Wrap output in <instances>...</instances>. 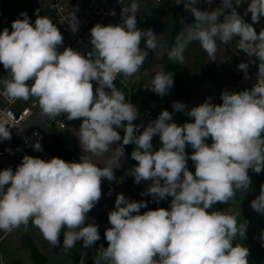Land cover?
Masks as SVG:
<instances>
[{
	"label": "clouds",
	"instance_id": "clouds-1",
	"mask_svg": "<svg viewBox=\"0 0 264 264\" xmlns=\"http://www.w3.org/2000/svg\"><path fill=\"white\" fill-rule=\"evenodd\" d=\"M205 2L211 5L213 0ZM242 2L247 4L243 15L237 11ZM173 3L183 5L194 22L176 37L169 60L184 63L186 46L197 41L209 61H216L218 42L229 45L235 40L234 51L259 61L256 83L239 92L222 91L219 105L211 97L190 109L174 101L173 111L184 112L193 122L178 125L173 113L163 110L139 134L141 126L133 123L138 109L114 83L118 75L131 77L140 71L148 50L158 47L152 29L137 27L136 0L123 5L121 23H96L90 29L87 54L71 47L59 51L61 31L39 15V9L34 24L21 12L23 18L12 22L11 31H0V64L8 72L0 80L4 94L11 102L35 98L41 114L52 119L64 114L69 121L80 119L76 136L83 154H90L79 162L24 155L15 171L0 170V231L10 233L31 221L53 247L60 244L61 233L65 250L81 241L84 248L93 247L101 237L97 224L86 223L87 214L102 197V178L116 179L115 166L124 157V146L134 144L131 158L137 164L131 176L136 184L151 181L141 195L151 196L157 204L171 197L170 206L141 214L147 208L144 200L117 194L108 213L111 227L104 232L108 246L97 249L94 264H249V249L234 243L246 238L247 223L212 209L217 203L227 204L238 191L249 190V169L264 171V29L257 33L254 28L264 18V0H221V6L212 10L197 7L200 0ZM249 13L251 23L244 18ZM108 14L116 15L114 10ZM79 23L72 12L68 27L73 33ZM237 68L249 78L248 62ZM173 84V74L157 72L146 88L163 96ZM7 126L0 122V139L11 138ZM117 129L123 130V137ZM155 136L161 144L158 150H153ZM113 145V155L103 167L90 158ZM187 146L194 150L190 156ZM33 147L43 150L39 140ZM250 206L264 215V184ZM260 239L264 241V230Z\"/></svg>",
	"mask_w": 264,
	"mask_h": 264
},
{
	"label": "rangeland",
	"instance_id": "rangeland-1",
	"mask_svg": "<svg viewBox=\"0 0 264 264\" xmlns=\"http://www.w3.org/2000/svg\"><path fill=\"white\" fill-rule=\"evenodd\" d=\"M245 10L246 3H243ZM141 8L143 9L139 14L141 23L137 26L141 30L152 29L157 34L158 47L154 50H148V56L151 58V65L145 71H138L131 77H125L121 74L122 82L116 83L118 90L125 93L126 100L138 109L137 121H142L147 125L158 117L162 112V101L154 100L157 94L151 92L146 88V84H150L151 79L157 72L166 71L163 55L166 53L167 46L170 40V34L174 27L173 12L174 3L173 0H165L161 4H155L153 1L141 2ZM21 12H26L31 18L32 7L29 0H0V31L4 28H8L11 31L12 22L19 17ZM23 18V17H19ZM249 23H251V14L246 17ZM194 22V18L191 16L189 24ZM264 22V18L261 19L259 24ZM255 24L254 28L258 32V25ZM231 47H225L218 42V51L216 53V61H209L207 53L202 49L199 42L194 41L186 46L184 51L185 61L182 63L183 67L187 69L190 75L186 92L192 98L184 103L188 109L203 103L207 98H212V103L217 104L221 102L220 93L224 90L239 92L244 89H251L256 80L252 74L248 71L249 78L245 79L243 71L237 68V65L242 62L244 52L234 51L236 41L234 40ZM141 47L145 45L143 41ZM147 50V49H146ZM169 74V73H168ZM124 78H130V81L123 82ZM94 89L96 87L93 86ZM107 90V89H106ZM38 118L33 119L32 124L34 127L41 128L42 120H49L51 118L41 114L40 107L38 109ZM174 122H193V118L185 115L184 112H177ZM81 120H71L68 129L64 131V135L68 138L77 151L72 160L79 162L82 155H88L84 153L80 146L79 140L76 136L79 130ZM122 142V141H121ZM207 143L211 144L212 141L209 138ZM153 150H158L161 146L159 136L153 137L152 140ZM134 148L135 145L133 144ZM47 150L55 154L57 148L56 145L49 140L45 146ZM115 145L110 146L108 152L101 156H91L90 158L98 166L103 167L108 159L112 157V151L115 149ZM194 150L190 147H186V153L190 156ZM137 164H132L126 161V157H122L115 169L116 179L111 181L117 190L120 192L127 189L128 183L132 179L131 169ZM188 168L194 173L195 166L191 159L187 162ZM260 173L264 174V171ZM258 173L249 169V176L251 178V185L249 190L238 191L234 198L227 204L217 203L212 211H223L226 214L236 215L238 223L246 222L249 224L250 234L261 233L264 230V215L255 212L250 204L251 201L259 195L260 187L264 184V176L262 175L257 180L254 179ZM105 184V183H104ZM145 184V189H147ZM102 197L96 204L94 210L87 214L88 220L86 223H95L98 225L100 233V240L96 241L93 247L84 248L81 242H77V245L65 250L63 248V233L60 235V244L53 247L42 236L39 229L32 225L31 221L28 226H21L18 230L9 233L0 245V262L3 264H80L77 260L84 261V264H94L97 249L103 245L105 248L108 246V242L104 237V232L107 229L100 220L98 214H104L108 216L109 211L114 209L115 199H107L104 197L103 184H101ZM146 191V190H145ZM152 198L151 196H144V201ZM102 201V203L100 202ZM170 202L167 204L170 206ZM106 205V207H105ZM76 256V257H75Z\"/></svg>",
	"mask_w": 264,
	"mask_h": 264
},
{
	"label": "built area",
	"instance_id": "built-area-1",
	"mask_svg": "<svg viewBox=\"0 0 264 264\" xmlns=\"http://www.w3.org/2000/svg\"><path fill=\"white\" fill-rule=\"evenodd\" d=\"M146 1H153L155 4H161L165 0H136L140 5L137 18H140L139 14L143 10L141 8V2ZM29 2L32 7L30 21L33 24L36 19V10L39 9V15L49 18L60 29L63 36V45L59 48V51H63L65 47H71L81 51L83 54H87V52L91 50L90 29L96 23L104 25L121 23V9L123 5L130 4L132 0H29ZM220 6L221 0H213L211 5L206 3L205 0H200V3L197 5L201 10H212ZM113 10L116 15H109L108 13ZM237 11L241 15L244 14L245 6L243 2L238 6ZM72 12H75L80 22L79 29L75 33L68 27L70 14ZM187 12L192 16L189 11ZM247 16L244 17L246 22H248L246 19ZM262 29H264V22L258 25V30L261 31ZM259 31L257 33H259ZM224 46L228 48L231 47L230 44ZM242 62L249 63L248 71L256 80L259 61L255 57L249 58L247 54H244ZM7 75L8 72L3 68V65L0 64V80L6 78ZM120 76L121 75L117 76L114 82L115 84L122 82ZM124 81L128 82L130 78H124L123 82ZM28 83L31 84L32 81H28ZM95 85L96 83L93 82V86ZM38 109L39 104L35 98H30L28 101L16 100L15 102H11L4 94L3 85H0V122L7 123L8 130L11 134L10 139H0V170L11 167L13 171H15L24 155L39 157L45 160L55 157V155L50 153L45 147L49 140H52L55 144L54 134L61 137L71 152L74 154L77 152L68 141V138L64 135V131L68 129L69 123L71 122L67 119L66 114L57 116L54 119L42 120V127L38 128L34 127L32 124L33 119L39 117ZM136 125L141 126L137 134L143 131V126H146L142 121H137ZM37 140H39L42 145V151H36L33 147ZM102 182L106 185V191L104 193L106 199H113L117 194L123 193L126 198L133 200L131 192L128 189H124L120 192L108 180L102 178ZM109 193L111 194L109 195ZM139 196L144 200V196H142L141 193ZM145 202L149 207L158 206L152 198ZM8 234V232L0 231V245ZM260 237L261 234L257 233L248 235L245 239H237L234 241V243L243 244L249 249V264H264V241H261ZM0 264L3 263L0 262Z\"/></svg>",
	"mask_w": 264,
	"mask_h": 264
},
{
	"label": "trees",
	"instance_id": "trees-1",
	"mask_svg": "<svg viewBox=\"0 0 264 264\" xmlns=\"http://www.w3.org/2000/svg\"><path fill=\"white\" fill-rule=\"evenodd\" d=\"M191 18L190 14L185 11L182 5L176 6L174 5V12H173V21H174V27L170 34V40L167 46L166 53L163 55V61L166 68V71L169 74H173V80L174 84L172 88L169 90V92L163 96H155L154 100H161L162 101V111L168 110L169 112L173 113V120L175 119L177 112H174L172 109V103L174 101H180L182 103L188 102L192 97L187 94L186 89L188 85V81L190 79L189 72L186 68L183 67L182 63L179 62H173L169 60L168 58V51L174 46L176 37L178 34L183 31L186 28V25L189 24V19ZM182 20L184 23H182ZM152 121V120H151ZM185 122L178 123V125H182ZM117 131L120 133L121 137H123L124 132L122 129H117ZM55 139V145H56V152L55 157L62 158L63 160L67 162H73L72 158L74 156V153L71 152L68 147L66 146L65 142L61 139V137L57 136V134H54ZM133 151L132 144L124 146V153L126 154V161L129 163L135 162L131 158V152ZM127 189L131 192L132 198L135 201L143 200L141 196H139L140 193L143 192V184H136L134 182V177L130 180L128 183ZM171 201V198L169 197L166 200H161L158 203V206L156 207H149L142 208L140 210L141 214L144 211L150 210V209H156L159 207L168 208L167 205ZM95 208V207H94ZM94 208L90 211L92 212ZM98 219L100 222L106 226V228L111 227L108 221V216H105L104 214H98ZM250 235L249 226H247L246 236ZM76 257V256H75ZM76 260L80 263V259L76 257Z\"/></svg>",
	"mask_w": 264,
	"mask_h": 264
},
{
	"label": "water",
	"instance_id": "water-1",
	"mask_svg": "<svg viewBox=\"0 0 264 264\" xmlns=\"http://www.w3.org/2000/svg\"><path fill=\"white\" fill-rule=\"evenodd\" d=\"M141 23V19L137 18V26ZM246 55V53H244ZM151 65V58L148 56L145 63L142 65V67L140 68L141 71H145L147 70ZM221 104V102H217V105ZM264 176L263 173H258L255 175L254 179L257 180L258 178H260L261 176ZM171 198V197H170ZM248 226V224H247Z\"/></svg>",
	"mask_w": 264,
	"mask_h": 264
},
{
	"label": "crops",
	"instance_id": "crops-1",
	"mask_svg": "<svg viewBox=\"0 0 264 264\" xmlns=\"http://www.w3.org/2000/svg\"><path fill=\"white\" fill-rule=\"evenodd\" d=\"M70 144L73 146V147H75L71 142H70ZM76 148V147H75ZM132 148H133V150H134V146H133V144H132ZM112 154H113V151H112ZM126 157V154L124 153V158ZM136 162V161H135ZM150 183H151V181H142L141 182V184H143V192L146 190L145 189V184H147V185H150ZM102 184H103V186H104V190H106V185L102 182ZM148 187V186H147ZM149 199H151V198H149ZM107 200V199H106ZM101 203H102V201H100ZM103 204V203H102ZM105 207H106V205H105ZM248 226H249V224H248ZM250 230V229H249ZM251 231V230H250ZM251 234H257V233H253V232H251ZM250 234V235H251ZM261 234V233H260Z\"/></svg>",
	"mask_w": 264,
	"mask_h": 264
}]
</instances>
